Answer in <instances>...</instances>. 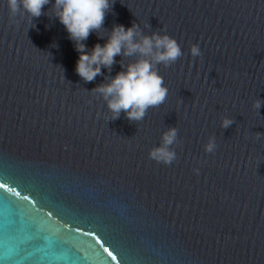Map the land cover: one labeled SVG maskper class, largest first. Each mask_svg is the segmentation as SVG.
Wrapping results in <instances>:
<instances>
[{
  "label": "water",
  "instance_id": "water-1",
  "mask_svg": "<svg viewBox=\"0 0 264 264\" xmlns=\"http://www.w3.org/2000/svg\"><path fill=\"white\" fill-rule=\"evenodd\" d=\"M53 3L17 24L0 0V264H264V0H115L106 30L163 29L183 51L139 122L91 92L122 57L84 82ZM170 127L164 165L148 154Z\"/></svg>",
  "mask_w": 264,
  "mask_h": 264
},
{
  "label": "clouds",
  "instance_id": "clouds-1",
  "mask_svg": "<svg viewBox=\"0 0 264 264\" xmlns=\"http://www.w3.org/2000/svg\"><path fill=\"white\" fill-rule=\"evenodd\" d=\"M51 0H7L10 23H17L16 17L25 15L31 20L44 15V7ZM115 0H54L52 16L64 27L68 39L74 44L79 54L75 71L84 82H92L97 76L103 75L102 68L111 72L116 57L122 71L113 77H105L106 82L91 90L106 102L111 120L119 119L121 113L129 122L142 121L149 109L158 108L168 98L169 90L164 78L159 73L158 66L170 67L183 56L180 44L165 30L152 31L146 34L137 22L130 27L114 24L111 30L104 27L107 15L112 11ZM50 17V16H49ZM50 17V18H51ZM106 32L107 35H102ZM92 33L98 39H104L103 44L96 43L88 49L85 41ZM55 47L56 45H52ZM193 58L202 57L199 44L190 46ZM135 57L128 63L125 58ZM61 68V67H60ZM262 103L260 99L253 101V109L259 112ZM234 120L222 117L221 127L229 128ZM261 133H256L259 138ZM178 131L175 127L168 128L160 139L159 146L149 151V159L164 165H170L176 160L173 145L177 144ZM217 148L215 136L208 138L204 145L206 153H214ZM199 174V169H193Z\"/></svg>",
  "mask_w": 264,
  "mask_h": 264
}]
</instances>
